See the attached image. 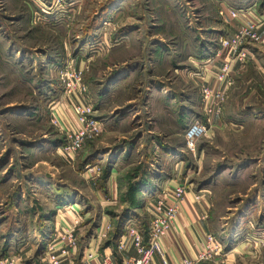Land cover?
Returning <instances> with one entry per match:
<instances>
[{
	"label": "rangeland",
	"instance_id": "1",
	"mask_svg": "<svg viewBox=\"0 0 264 264\" xmlns=\"http://www.w3.org/2000/svg\"><path fill=\"white\" fill-rule=\"evenodd\" d=\"M238 55L219 113L207 114L202 87L222 90L216 77ZM69 68L81 82L67 95ZM77 104L100 132L69 156ZM195 124L207 133L191 153ZM169 180L211 195L221 250L201 264H264V0H0V261L46 264L48 243L76 220L67 264L92 249L122 264L127 227L147 232L144 205Z\"/></svg>",
	"mask_w": 264,
	"mask_h": 264
},
{
	"label": "built area",
	"instance_id": "2",
	"mask_svg": "<svg viewBox=\"0 0 264 264\" xmlns=\"http://www.w3.org/2000/svg\"><path fill=\"white\" fill-rule=\"evenodd\" d=\"M241 15V12L232 11L230 12V17L233 19ZM252 28H255L259 22L252 21ZM231 41H224L223 46L234 47L239 42V36L243 35L242 32L238 33ZM255 36H253L254 38ZM243 55H238L235 59L230 60V62L224 63L220 69L219 75L216 77V82L218 85L223 84L222 90H214L211 87L204 86L201 90L202 102L207 114L215 115L219 113L221 108V102L223 100L224 90L230 85L232 71L234 65L238 60H241ZM62 78L64 80V93L69 95L76 91L81 82V73L77 72L71 68L66 69ZM228 80V81H227ZM226 81V82H225ZM74 113L77 120L76 131L69 136V146L66 148V152L69 156L75 154L79 151L83 143L95 136L100 132L98 123L91 119L93 114V109L89 105L77 104L74 108ZM206 129L198 124L193 125L187 132L186 135V148L189 152H195V139L202 137L206 134ZM87 171L93 174V170L87 168ZM186 187L182 185H177L173 191L170 204L166 203L167 198L165 194L157 200L154 212L150 218L149 227L147 232H143L141 229L128 226L126 230L125 237L131 241V244L135 250V256L125 259L122 264H172L170 263L164 252L163 240L172 230L173 224L176 221L179 203L184 198L185 194L189 192ZM197 201L198 196L194 197ZM77 221L74 220L72 226L63 224L62 230L57 233L56 237L52 239L45 252L46 264H65V261L71 260L72 254L76 250V237L74 227ZM124 248V244L120 246ZM221 244L216 241L215 237L211 234H206L203 239L202 250L198 255L197 260H192L190 258L184 257L178 264H201L204 261L211 259L216 253L220 252ZM95 251H88L85 253L86 261H93ZM0 264H15L13 259L1 260ZM100 264H117L113 263L108 257L102 259Z\"/></svg>",
	"mask_w": 264,
	"mask_h": 264
},
{
	"label": "crops",
	"instance_id": "3",
	"mask_svg": "<svg viewBox=\"0 0 264 264\" xmlns=\"http://www.w3.org/2000/svg\"><path fill=\"white\" fill-rule=\"evenodd\" d=\"M225 4L229 5L228 2H225ZM225 4L222 3L223 6H225ZM233 25L236 24L234 23ZM234 27L235 26H233L230 29L229 33L226 32L227 34L226 33L218 34V36L220 37L221 35H225V34H226L225 36L228 35L231 36L235 32ZM215 32L221 33V31L219 32L215 31ZM211 62L209 61L207 63L208 65L205 64L206 66L204 69L207 73L205 72L206 74H204V77L202 79L204 84L210 83L209 75L213 74L214 72L212 66H214L215 64H219L217 57L213 59V61ZM63 104L65 105V103ZM66 107L67 106L65 105V108ZM177 185L178 184L175 180H169L168 182L167 181L162 182V184L158 186V189L156 190V192H154L151 195V198L150 200H148V203H145L146 205H144V207L147 210H149L150 208V214H151L150 218L154 212L155 204L159 199V197L162 196V193H164L165 198H167L166 203L170 204L173 191ZM1 187L2 186H0V189ZM195 196L199 197L197 201L194 198ZM210 199H211V195L207 191L193 192L192 190H190L188 193L185 194L184 198L180 201L176 221L173 224L172 230L165 237L162 244L164 248L165 256L170 263L178 264L181 261V259L184 257L190 258L192 260L198 259V255L202 250L204 236L206 234H210V208H211ZM63 202L66 203V201ZM64 203L61 202L60 204H55V206L65 205ZM40 210L41 211L36 210V212L34 211V213H37L36 218L38 223L40 225H45L48 221L50 222V219L45 218V216L47 217V213H44L42 209ZM50 210H56V207ZM56 214H57L56 211H53V216H55ZM52 221L55 224L56 219L52 217L51 222ZM58 226L59 225L57 223L54 225L55 232L56 231L58 232L57 230ZM122 240L124 243V248L116 253L118 255V258L120 260L122 259L125 260L127 258H131L135 256V250L131 244V241L126 237ZM27 246H30V244L27 243ZM95 250L97 251V249ZM95 250L92 249L91 251H95ZM28 252L29 250H27L26 253L19 255V257L22 258L23 255L26 256ZM225 257L227 258L228 256ZM64 263L67 264L68 262L65 261ZM84 264H100V262L98 261V257H96L93 261H86Z\"/></svg>",
	"mask_w": 264,
	"mask_h": 264
}]
</instances>
